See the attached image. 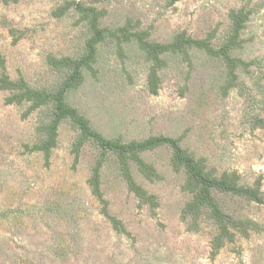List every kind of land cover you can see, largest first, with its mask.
<instances>
[{"label":"rangeland","instance_id":"obj_1","mask_svg":"<svg viewBox=\"0 0 264 264\" xmlns=\"http://www.w3.org/2000/svg\"><path fill=\"white\" fill-rule=\"evenodd\" d=\"M76 4L101 11L100 26L114 28L132 18L159 42L181 30L196 38L212 32L214 46L229 30L228 11L250 10L234 55L256 63L240 72L238 86L226 93L220 60L196 50L190 65L178 55L166 57L152 95L140 50L125 45L120 56L107 42L98 47L96 76L86 72L67 101L105 137H179L209 168L236 171L248 184L258 180L264 193V0H0V53L11 78L23 77L36 87L59 82L63 72L49 66L47 56H78L89 35ZM6 95L0 89V264H264V204L224 198L260 230L235 237L211 258L213 226L203 220L191 231L180 219L189 194L181 189L184 173L171 167L165 146L142 153L158 178L147 180L131 165L137 182L156 198L153 210L127 189L113 155L103 162L102 196L124 228L115 231L87 183L96 147L84 144L74 162L77 133L63 121L45 161L26 147L36 140L44 114L24 116L26 105L7 104Z\"/></svg>","mask_w":264,"mask_h":264},{"label":"trees","instance_id":"obj_2","mask_svg":"<svg viewBox=\"0 0 264 264\" xmlns=\"http://www.w3.org/2000/svg\"><path fill=\"white\" fill-rule=\"evenodd\" d=\"M17 1L2 0L4 3ZM174 1L177 0H170ZM75 8L81 13L82 19L87 20L89 35L84 41V50L80 55L47 56L48 65L63 72L56 84L36 87L23 77L11 78L0 53V89L7 93L4 102L26 105L24 116L35 110L44 114L35 127L37 138L31 146H26L27 149L41 152L45 161H48L51 150L57 145L58 127L63 121H67L77 133L71 145L74 162L77 161L84 144H93L97 149V157L87 183L93 196L102 203L103 215L117 232L124 231V228L118 219L108 213L100 189V168L103 162L108 155H113L127 189L140 204H146L153 210L157 203L156 198L137 182L131 172V165L135 164L139 173L147 180L158 178L154 166L142 157V153L161 146L170 149L171 167L184 173L181 189L189 194V198L180 209V219L191 231L199 230L203 220L209 221L213 226L209 241L211 258L216 256L226 243L233 242L235 237H247L251 231L260 230L255 221L238 214L237 209L228 206L224 199L227 197L232 201L238 199L264 204V193L258 180L248 184L241 181L236 171L217 172L209 168L203 157H196L181 146L179 137L151 135L140 140L105 137L93 128L86 116L67 101L68 94L84 82L86 72L96 76L97 69L94 64L97 62L98 47L107 42L114 46L115 52L120 56L123 55L125 45L132 44L140 50L147 62L145 87L152 95L157 94L159 90L160 72L167 65L166 57L178 55L190 65L191 52L196 50L220 60L223 65L221 89L226 93L238 86L240 72H248L249 67L256 63L254 59L244 60L234 55L241 47V32L248 21L250 10L245 6L230 9L227 14L229 30L223 41L214 46L212 32L196 38L181 30L166 42L152 41L148 29L141 28L138 20L126 18L121 25L108 28L99 25L101 11L80 4H76Z\"/></svg>","mask_w":264,"mask_h":264}]
</instances>
